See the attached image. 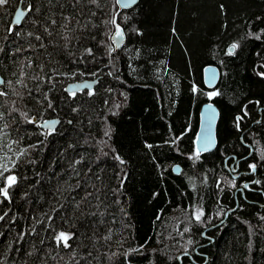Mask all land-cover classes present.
<instances>
[{
  "label": "trees",
  "instance_id": "obj_1",
  "mask_svg": "<svg viewBox=\"0 0 264 264\" xmlns=\"http://www.w3.org/2000/svg\"><path fill=\"white\" fill-rule=\"evenodd\" d=\"M21 1L0 5V188L17 178L0 196V264H264L263 196L236 207L224 164L253 163L264 191V0H24L13 27ZM210 101L217 147L198 154Z\"/></svg>",
  "mask_w": 264,
  "mask_h": 264
},
{
  "label": "water",
  "instance_id": "obj_2",
  "mask_svg": "<svg viewBox=\"0 0 264 264\" xmlns=\"http://www.w3.org/2000/svg\"><path fill=\"white\" fill-rule=\"evenodd\" d=\"M140 0H135V3H131V0H120V2H117V5L119 7V11L122 10H129L138 5ZM125 2L128 3V6L125 7L124 4ZM24 0H22L17 9L14 12L13 19H12V26H19L23 23L24 19L28 15V11L24 8L23 6ZM17 16H20V22L17 23ZM123 31V36L122 38H118L117 40L112 39V43L114 45V52L117 53L121 50L123 45L125 44L126 37L124 35V30L120 28ZM117 31V30H116ZM115 31V33H116ZM113 34V36L115 35ZM112 36V37H113ZM234 51V50H233ZM232 51V52H233ZM221 78V72L217 66L210 65L207 66L204 69V81L205 85L208 89H215L220 81ZM0 79L4 81V78L2 77L0 73ZM87 83L90 87L85 88L83 85ZM98 84V80H83L79 82H71L66 86V91L69 93H78L81 91L85 90H92L96 85ZM4 84L0 85L3 86ZM220 119V110L217 107L216 104L213 102H206L201 106L200 109V124H199V129L197 133V137L195 140V148L196 152L198 154H209L213 152L216 147H217V137H216V131H217V126L218 122ZM45 122H48L46 125ZM41 124L42 128H48L50 131H54L60 124L59 119H51L47 120ZM174 172L179 173L180 172V167L176 166L174 167ZM2 219H0L1 221ZM222 224V223H221ZM221 224L216 225L215 227L220 226ZM215 227H212L215 228ZM70 245V243H68ZM66 248V247H65ZM67 247L66 249H68Z\"/></svg>",
  "mask_w": 264,
  "mask_h": 264
},
{
  "label": "snow or ice",
  "instance_id": "obj_3",
  "mask_svg": "<svg viewBox=\"0 0 264 264\" xmlns=\"http://www.w3.org/2000/svg\"><path fill=\"white\" fill-rule=\"evenodd\" d=\"M92 2L95 3L96 0H92ZM117 2L119 3L120 0H117ZM7 3H8V0H0V5H5V4H7ZM131 3H135V0H131ZM124 6L127 7V6H128V3L125 2ZM27 11H28V12H31V11H32L31 7H29V8L27 9ZM19 22H20V16H17V23H19ZM112 22L114 23L115 21L113 20ZM116 27H117V31H116L115 35L112 37V39L117 40V42H118V38H122V36H123V31L119 28V25H117ZM11 30H12V29L10 28L9 31L11 32ZM39 38H40V37H37V39H39ZM64 38H65V40L68 39L67 36H65ZM256 38L259 39V36H257ZM237 46H238V45L235 44V43L232 44V45H231V48L229 49V54H232V51H233L234 49H236ZM88 51L91 52L90 49H89ZM261 75H264V73H262ZM4 83H5V81H3L2 79H0V85H2V84H4ZM9 83H10V82H9ZM17 83L22 84L23 81H22V80H19V81H17ZM83 87H85V88H89L90 86H89L87 83H85V84L83 85ZM89 94H92V93L90 92ZM218 94H219V93L214 92V93H210L209 95H210V96H213V95H218ZM4 95H6V93L3 92V91H0V96H4ZM73 95H74V93H73ZM26 118H27V117H26ZM237 119L239 120L240 118L238 117ZM30 122H34V121H30ZM45 123H46V125L48 124V122H45ZM21 154H22V153H21ZM250 168H251L252 171L254 172L256 166L253 164V165H250ZM4 179H5L6 186L0 188V196H3V197H5V198H8V197H9L8 188L11 187V186H13V185L16 183L17 178H16L15 175H9V176L4 177ZM244 188H248V185L245 184V185H244ZM201 214H202V213H198V214L195 216V219L199 220ZM0 219H3V217H0ZM71 238H72V236H71L70 234L65 233V232H63V231L59 232V233L57 234V236L55 237V239H56V241H57V244H58V245H59V244H63V246L66 247V248H67V247H70V245L68 244V241H69ZM106 238H107V237H106Z\"/></svg>",
  "mask_w": 264,
  "mask_h": 264
},
{
  "label": "flooded vegetation",
  "instance_id": "obj_4",
  "mask_svg": "<svg viewBox=\"0 0 264 264\" xmlns=\"http://www.w3.org/2000/svg\"><path fill=\"white\" fill-rule=\"evenodd\" d=\"M47 131H50V130L47 128ZM241 163H242L241 159H237V158L236 159L234 158L233 162L230 165H227L226 160L224 161V164L226 165L225 167L227 168V170L231 172V174L234 177V181H235L234 186L236 188L235 193H234V196L236 198V207H239V204H240V202L238 201V197H237L238 193L241 194V199L247 203H254V201H250L248 199L247 193L259 192L262 194L263 199H264V191H262L258 187V184H257V181H259V177L257 175L256 168H255V171L253 172L250 166L249 168L247 167V169H245L242 167ZM245 184L248 185V188H244Z\"/></svg>",
  "mask_w": 264,
  "mask_h": 264
},
{
  "label": "rangeland",
  "instance_id": "obj_5",
  "mask_svg": "<svg viewBox=\"0 0 264 264\" xmlns=\"http://www.w3.org/2000/svg\"><path fill=\"white\" fill-rule=\"evenodd\" d=\"M213 93H214V92H213ZM214 96H215V95H213V96H210V95H209L210 98H213Z\"/></svg>",
  "mask_w": 264,
  "mask_h": 264
},
{
  "label": "bare ground",
  "instance_id": "obj_6",
  "mask_svg": "<svg viewBox=\"0 0 264 264\" xmlns=\"http://www.w3.org/2000/svg\"><path fill=\"white\" fill-rule=\"evenodd\" d=\"M240 126V125H239ZM177 150V149H176ZM193 150V149H192ZM174 164V163H173ZM180 224V223H179ZM182 249V248H181ZM191 252V251H190Z\"/></svg>",
  "mask_w": 264,
  "mask_h": 264
}]
</instances>
